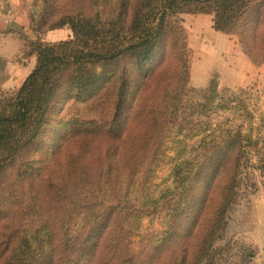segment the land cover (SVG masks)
Wrapping results in <instances>:
<instances>
[{
	"label": "trees",
	"instance_id": "trees-1",
	"mask_svg": "<svg viewBox=\"0 0 264 264\" xmlns=\"http://www.w3.org/2000/svg\"><path fill=\"white\" fill-rule=\"evenodd\" d=\"M182 14L264 65V0H43L32 31L72 37L35 41L0 108V264L213 263L245 171L264 185V138L207 126L157 184L189 79ZM61 89L78 110L53 124Z\"/></svg>",
	"mask_w": 264,
	"mask_h": 264
},
{
	"label": "rangeland",
	"instance_id": "rangeland-1",
	"mask_svg": "<svg viewBox=\"0 0 264 264\" xmlns=\"http://www.w3.org/2000/svg\"><path fill=\"white\" fill-rule=\"evenodd\" d=\"M37 1L41 3L42 9L43 0ZM2 5L0 0V9ZM38 16L39 14H32L29 17V30L18 34L19 41L12 60L19 66L25 64V61L29 65L31 58L35 64L36 54L30 55L33 53L31 45L35 41L51 43L49 40H67L72 37L70 30L69 35L63 34L61 37L49 38L47 34H35L30 23L31 18L36 19ZM2 17L1 14L0 19ZM180 19L187 43L190 72L175 112L173 134L168 143V163L162 167L157 177L159 185L171 182L170 162L179 156L180 150L195 144L207 126L229 122L230 126L240 127L242 133L252 141L264 138V65L257 69L251 68L235 38L215 35L211 16L182 14ZM59 33L55 31L50 34ZM4 86H8V81L0 82V108L4 101L16 96L22 85L15 89H1ZM56 101L61 104L57 106L53 116L64 118L53 124H65L69 115L78 110V107L71 109L64 89L57 93ZM65 101L68 103L65 104ZM251 161L255 165L258 158L251 155ZM252 182L256 183V189ZM263 214L262 179L258 172L246 170L238 191L237 203L229 211L222 237L215 244L217 255L212 264H264V242L259 243L255 238L256 225ZM159 223L160 220L145 222L143 226L145 231H149L158 228Z\"/></svg>",
	"mask_w": 264,
	"mask_h": 264
},
{
	"label": "crops",
	"instance_id": "crops-1",
	"mask_svg": "<svg viewBox=\"0 0 264 264\" xmlns=\"http://www.w3.org/2000/svg\"><path fill=\"white\" fill-rule=\"evenodd\" d=\"M2 3L3 5L0 9V15H3L0 19V82L8 81V86L1 87V89H15L17 86L19 88L22 85L26 77L32 71V66L34 64V59L32 58L29 60V65L25 60V64L21 66L15 64V61L13 62L12 57H14L19 41L18 34L21 31L27 32L29 30V17L32 14L37 15L41 12V3L38 1L36 2V0H2ZM55 31L60 33L55 35L50 34ZM55 31L46 34L49 38L61 37L63 34L69 35V30L67 28H61ZM215 35L223 36L216 31ZM57 41L58 40H49V42ZM11 66L14 67L10 68Z\"/></svg>",
	"mask_w": 264,
	"mask_h": 264
},
{
	"label": "water",
	"instance_id": "water-1",
	"mask_svg": "<svg viewBox=\"0 0 264 264\" xmlns=\"http://www.w3.org/2000/svg\"><path fill=\"white\" fill-rule=\"evenodd\" d=\"M257 242H264V214L259 217L258 224L256 225V236Z\"/></svg>",
	"mask_w": 264,
	"mask_h": 264
}]
</instances>
